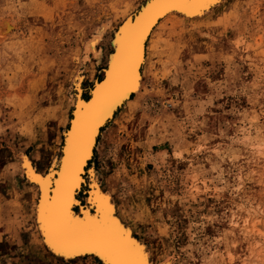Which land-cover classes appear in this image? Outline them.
<instances>
[{
  "label": "rangeland",
  "instance_id": "374dc122",
  "mask_svg": "<svg viewBox=\"0 0 264 264\" xmlns=\"http://www.w3.org/2000/svg\"><path fill=\"white\" fill-rule=\"evenodd\" d=\"M147 1L0 0V263L104 264L47 251L22 159L58 166L72 79L81 73L87 97L114 34ZM168 17L90 165L155 263L264 264V0Z\"/></svg>",
  "mask_w": 264,
  "mask_h": 264
},
{
  "label": "bare ground",
  "instance_id": "6f19581e",
  "mask_svg": "<svg viewBox=\"0 0 264 264\" xmlns=\"http://www.w3.org/2000/svg\"><path fill=\"white\" fill-rule=\"evenodd\" d=\"M221 1L148 0L138 11L128 14L119 30L115 31L111 42L114 50L108 58L104 76L94 81L87 97L83 94V76L77 71L72 79L74 106L69 126L64 132L58 166L43 172L35 167L29 156L25 155L22 159L27 178L39 189L36 213L40 234L47 251L55 258L64 261L94 258L104 264H171L168 259L153 261L146 244L117 213L112 194L97 180L95 166L90 162L102 130L114 119L119 108L141 88L147 46L158 24L171 15H180L185 19L204 15ZM12 24L6 21L4 26L7 31L13 28ZM100 37V34L91 37L87 49L96 52ZM164 155L165 151L162 158ZM66 159L70 167L67 179L68 169L61 170V164ZM87 177L90 178L88 183ZM53 187L59 190L60 202L56 209L50 212L46 208L42 215V188L48 193L44 197L47 200ZM74 192H78L75 200L72 198ZM73 204L76 206L73 207ZM65 217L95 218V223L71 238L66 229L55 226ZM73 256L75 259H69Z\"/></svg>",
  "mask_w": 264,
  "mask_h": 264
},
{
  "label": "snow or ice",
  "instance_id": "6c2138e0",
  "mask_svg": "<svg viewBox=\"0 0 264 264\" xmlns=\"http://www.w3.org/2000/svg\"><path fill=\"white\" fill-rule=\"evenodd\" d=\"M64 152L65 154L68 153L67 146H65ZM86 164L87 162H85V166ZM66 168L68 169V171L66 173L65 179H67L70 176L69 161L67 159L61 164V170L66 169ZM50 192H51V195L49 196L47 200H45L44 197L47 196L48 193H45L44 189L42 188V200H41L42 215L44 214L46 208L51 212L58 207V204L60 202V196L58 195L59 190L56 187H53L50 190ZM77 196H78V192H74L72 194L73 200H75ZM72 206L75 207L76 205L73 204ZM53 222L55 224V221ZM93 223H95V218L77 217L73 219L70 217H65L62 222H60L58 225H55V226L66 229L67 232L70 234V237L75 238V234L83 231L84 229H87ZM78 255H87V253H78ZM69 259H75V256L69 257Z\"/></svg>",
  "mask_w": 264,
  "mask_h": 264
},
{
  "label": "water",
  "instance_id": "95a60500",
  "mask_svg": "<svg viewBox=\"0 0 264 264\" xmlns=\"http://www.w3.org/2000/svg\"><path fill=\"white\" fill-rule=\"evenodd\" d=\"M105 72V71H104ZM103 76H104V74H103ZM103 76H102V78H103Z\"/></svg>",
  "mask_w": 264,
  "mask_h": 264
}]
</instances>
